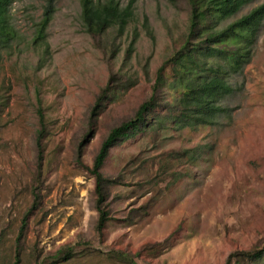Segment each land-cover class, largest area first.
Returning <instances> with one entry per match:
<instances>
[{"label": "rangeland", "instance_id": "rangeland-1", "mask_svg": "<svg viewBox=\"0 0 264 264\" xmlns=\"http://www.w3.org/2000/svg\"><path fill=\"white\" fill-rule=\"evenodd\" d=\"M48 1L55 11L45 52L33 40ZM119 1L124 7L130 0ZM133 2L124 34L112 30L97 40L84 31L80 0L12 4L16 40L0 59V264H13L15 254L19 264H125L112 251L135 256L137 264H225L264 244V22L250 63L231 80L235 94L222 102L228 117L197 130L146 129L110 150L102 174L122 183L110 186V220L96 234L94 180L84 167L108 132L150 97L158 69L183 45L188 26L186 0ZM263 3L247 4L237 17ZM119 71L133 86L109 94L91 126L95 100ZM160 97L161 104L172 101L165 88ZM38 103L45 121L40 163ZM195 147V162L172 159ZM147 203V214L128 224V214ZM65 248L73 257L63 262L56 254ZM240 260L264 264V255Z\"/></svg>", "mask_w": 264, "mask_h": 264}, {"label": "trees", "instance_id": "trees-1", "mask_svg": "<svg viewBox=\"0 0 264 264\" xmlns=\"http://www.w3.org/2000/svg\"><path fill=\"white\" fill-rule=\"evenodd\" d=\"M186 1L189 16L183 45L158 69L150 97L139 105L132 118L108 132L93 159L92 166L90 168L83 166L94 180V206L97 212L95 232L99 236L102 235L110 220L109 188L114 184L122 183L119 176L107 178L102 174L101 170L110 150L146 129L160 132L172 126L178 129L197 130L216 125L220 116H229L230 110L223 107L222 102L236 92V87L231 80L239 76L251 61L253 47L264 22V3L237 17L244 6L256 0ZM14 2L15 0H0V59L16 40V31L11 23L10 14ZM80 9L84 31L94 40L112 30L121 37L134 19L133 0L124 7L119 0H80ZM54 11L52 2L48 1L33 40V43L44 46L45 52L48 49L45 32ZM147 31L153 38L151 31L148 29ZM136 39L135 32L125 52L124 62L130 57ZM166 71H168V77ZM126 82H129V79H126L121 71L110 74L108 82L90 110L91 126L99 115L101 102L109 94L117 89L133 86V82H130L129 86ZM163 88L172 97L169 103H160L164 101L160 99ZM37 117L40 130L36 136V150L40 163L45 129L40 103H38ZM81 147L80 144L78 160L81 157ZM200 155L201 147H195L173 152L171 156L173 160L185 158L189 162H195ZM148 206L147 203L130 212L126 217L127 223L133 224L135 218L144 217ZM56 255L61 256V260L66 262L73 257V250L65 248L58 251ZM263 255L264 244L260 249L252 252L234 253L225 264H240L242 261L240 258L255 262L262 259ZM110 256L125 264H137L134 261L135 256L127 252L112 251ZM13 264H19L18 254H15Z\"/></svg>", "mask_w": 264, "mask_h": 264}]
</instances>
